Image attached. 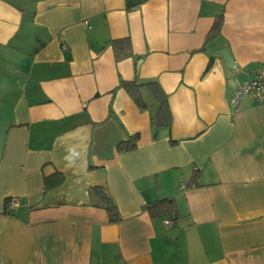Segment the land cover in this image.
Here are the masks:
<instances>
[{
	"label": "crops",
	"instance_id": "1",
	"mask_svg": "<svg viewBox=\"0 0 264 264\" xmlns=\"http://www.w3.org/2000/svg\"><path fill=\"white\" fill-rule=\"evenodd\" d=\"M262 66L264 0H0V264H264V102L228 103Z\"/></svg>",
	"mask_w": 264,
	"mask_h": 264
},
{
	"label": "trees",
	"instance_id": "2",
	"mask_svg": "<svg viewBox=\"0 0 264 264\" xmlns=\"http://www.w3.org/2000/svg\"><path fill=\"white\" fill-rule=\"evenodd\" d=\"M220 22H217L215 25V30L218 29ZM112 49L114 52V56L116 60L124 59L130 56V46L129 41L127 39H119L112 42ZM153 82H148L145 84H140L135 81L127 82L121 81L120 86L125 90L131 100L135 103V105L140 109H145V101L143 99L142 89L147 88L151 94L156 98L158 102V111L155 117L160 120H165L168 117L167 112V96L156 88L154 90ZM138 139V135L129 136L127 140L121 142L117 150L119 152H128L133 151L136 148V142ZM62 182V176L60 174H55L51 177L44 179V191L49 190L58 186ZM195 185L194 183L191 184ZM189 185V187L191 186ZM89 195L94 200V206L103 208L108 216L110 222H117L119 220V213L117 207L111 197L105 192V190L101 187H92L89 189ZM12 198H7L4 200V213L12 214L13 210L9 209V204ZM146 210L152 218L157 217H171L174 212L173 203L170 200H160L153 203H150L146 206ZM172 222V221H171Z\"/></svg>",
	"mask_w": 264,
	"mask_h": 264
},
{
	"label": "built area",
	"instance_id": "3",
	"mask_svg": "<svg viewBox=\"0 0 264 264\" xmlns=\"http://www.w3.org/2000/svg\"><path fill=\"white\" fill-rule=\"evenodd\" d=\"M86 25V23L84 24ZM245 95H252L258 102H264V66L258 68L253 72L250 79L239 86L229 97V106L237 110L239 101ZM190 187H193L192 185ZM187 186L181 182L179 185V190L186 189ZM17 208V200L12 198L9 204L10 210H15ZM165 226L172 225L170 220L163 221Z\"/></svg>",
	"mask_w": 264,
	"mask_h": 264
},
{
	"label": "water",
	"instance_id": "4",
	"mask_svg": "<svg viewBox=\"0 0 264 264\" xmlns=\"http://www.w3.org/2000/svg\"><path fill=\"white\" fill-rule=\"evenodd\" d=\"M218 54L223 58L226 66L228 68H233L234 67L233 59L228 55V53L225 50L219 51Z\"/></svg>",
	"mask_w": 264,
	"mask_h": 264
},
{
	"label": "clouds",
	"instance_id": "5",
	"mask_svg": "<svg viewBox=\"0 0 264 264\" xmlns=\"http://www.w3.org/2000/svg\"><path fill=\"white\" fill-rule=\"evenodd\" d=\"M76 153H74V155H75ZM66 159H70V157H67Z\"/></svg>",
	"mask_w": 264,
	"mask_h": 264
}]
</instances>
